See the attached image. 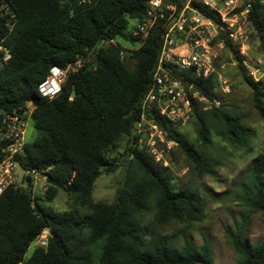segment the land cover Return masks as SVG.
<instances>
[{"label":"trees","instance_id":"16d2710c","mask_svg":"<svg viewBox=\"0 0 264 264\" xmlns=\"http://www.w3.org/2000/svg\"><path fill=\"white\" fill-rule=\"evenodd\" d=\"M16 15L5 43L11 53L0 69V116L20 112L30 104L29 118L36 138L26 142L18 155L22 170L37 169L46 176L44 200L66 192L73 207L56 212L29 187L11 185L0 196V264H213L211 246L202 236L195 248L183 232L163 235L158 227L170 222L191 224L205 216V203L196 188L175 184L164 159L157 162L138 143L133 123L149 89L161 44L162 24L153 27L138 46H123L131 37L149 0H3ZM181 5L178 0H166ZM192 6L216 20L213 13L193 0ZM247 24L264 43V3L251 0ZM114 40L116 44L106 45ZM238 72L251 90V104L264 121V84L247 72L244 57L224 40ZM126 60L132 62L127 66ZM220 57L214 61L219 72ZM78 64V66H77ZM68 70L60 91L42 97L38 86L52 67ZM186 84L219 107L204 110L190 98L196 137L186 134L165 118L156 123L199 177L210 174L216 162L204 158L212 141L210 133L235 147L251 150V136L241 118L218 96L217 74L199 79L184 73ZM190 97V96H189ZM127 138L119 155L111 158L117 141ZM1 146V143H0ZM126 161L124 176L112 202L92 199L94 182L105 170L113 172ZM117 162V163H116ZM30 180L29 177L26 179ZM45 202V201H44ZM245 202L264 218V153L249 169ZM153 209L152 219L146 215ZM49 229L46 245H35L42 230ZM237 264H264V240L255 246L241 231L230 234Z\"/></svg>","mask_w":264,"mask_h":264},{"label":"built area","instance_id":"2783aa9c","mask_svg":"<svg viewBox=\"0 0 264 264\" xmlns=\"http://www.w3.org/2000/svg\"><path fill=\"white\" fill-rule=\"evenodd\" d=\"M192 1L184 0L179 6L166 0H149L144 17L134 23L131 30V37L139 44L157 24L164 27L151 83L142 99L140 116L133 123L138 143L144 144L157 162L161 161L163 151L169 150L175 143L167 140L164 130L156 123L154 114L177 127L190 116V98L202 103L204 110L220 105L219 100H208L194 91L191 84L185 83L183 74L191 73L192 77L199 79L217 74L214 61L219 50L225 48V39L233 43L239 55L244 57L245 65L248 60L249 41L245 24L251 0H195L214 14L215 21L196 10ZM15 21L14 11L5 1L0 0V69L11 58L5 39ZM104 44L116 43L109 40ZM260 64L257 60L249 72L255 82L264 76L263 67L261 77H257ZM73 69L72 65L66 68L52 67L49 75L38 86L39 94L52 99L60 91L67 71ZM29 107L30 104L22 112L13 110L0 116V196L9 186H16L18 181L26 185L27 177L30 178L27 180L29 183L46 181L45 174L41 172L47 170H22L18 161V155L23 152L26 143L25 126L30 115ZM17 170H21V176L17 175ZM49 234L48 228L42 230L35 245L45 246Z\"/></svg>","mask_w":264,"mask_h":264},{"label":"rangeland","instance_id":"374dc122","mask_svg":"<svg viewBox=\"0 0 264 264\" xmlns=\"http://www.w3.org/2000/svg\"><path fill=\"white\" fill-rule=\"evenodd\" d=\"M261 1L264 3V0ZM245 30L249 41L247 72L249 74L253 63L258 60L261 66L257 77H261L264 67V43L259 41L248 24H245ZM120 43L129 48L139 45L135 41L120 40ZM125 55L127 53L124 54L126 60ZM218 57L222 60L219 72H217L219 78L216 77L218 96L223 95V104L229 106L248 128L251 136V150L247 151L223 142L211 132L212 143L203 152L205 159L216 162V167L210 174L202 177L190 169L187 161L176 149L171 150L172 152L163 151V165L169 167L175 184L196 188L201 193L205 203V216L200 222L191 224L170 222L161 225L158 230L166 236L179 235L175 241L177 246L182 244L180 238L182 232L187 235L195 248L202 245V236H205L211 246L213 264H237L239 256L233 249L230 234L241 231L249 246H255L264 240V218L260 212L250 208L245 202V189L249 183L251 163L264 153V121L260 119L251 104V90L241 78L230 51L226 48L219 50ZM126 63L127 66L132 67L130 60H126ZM258 82L264 84V76ZM30 110L31 107H29ZM177 128L191 140L196 137V125L192 115ZM35 138L36 132L31 119L28 118L25 126V141L31 142ZM126 143V137L120 138L110 157L121 158L119 155L123 152ZM118 164L119 166L113 172L108 173L104 170L94 182L92 199L95 202L110 203L113 201L116 189L123 180L126 161ZM21 174V170H17V175L21 176ZM16 186L22 189L27 188L20 181L16 183ZM45 186L46 183L42 180L32 183V195L40 199L39 203L50 205L56 212H64L73 207L69 196L63 191H59L51 201L44 200ZM153 213V209L147 213V221L152 219ZM34 246V243L31 244L26 257H29Z\"/></svg>","mask_w":264,"mask_h":264},{"label":"water","instance_id":"95a60500","mask_svg":"<svg viewBox=\"0 0 264 264\" xmlns=\"http://www.w3.org/2000/svg\"><path fill=\"white\" fill-rule=\"evenodd\" d=\"M179 2H182L184 0H178ZM27 187H29V181L26 182ZM50 233V232H49Z\"/></svg>","mask_w":264,"mask_h":264}]
</instances>
